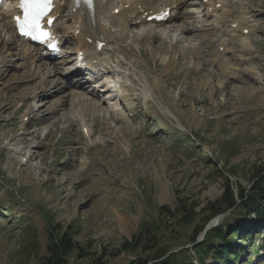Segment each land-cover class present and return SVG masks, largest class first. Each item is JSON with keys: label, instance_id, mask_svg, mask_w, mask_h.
<instances>
[{"label": "rangeland", "instance_id": "1", "mask_svg": "<svg viewBox=\"0 0 264 264\" xmlns=\"http://www.w3.org/2000/svg\"><path fill=\"white\" fill-rule=\"evenodd\" d=\"M183 1L171 24L132 26L136 38L122 43L133 47L127 63L160 83L158 99L147 101L126 65L114 64V71L103 64L98 71L110 92L93 90L96 83L78 88L80 76L71 75L78 71L76 53L65 41L64 58L53 62L62 76L26 79L19 44H10L13 36L0 19V264H41L52 228L72 237L76 251L67 264H130L126 259L162 249H186L194 260L195 230L228 182L236 199L252 191L264 171V0H226L228 13L216 8L218 18L206 16L196 0ZM243 12L248 35L232 31ZM188 25L194 31L182 33ZM222 41L228 44L220 47L223 59L243 81L230 83L213 63ZM33 65L32 72L42 68L36 60ZM71 91L84 98L81 106ZM91 102L99 109L87 108ZM83 126L94 127L91 138ZM240 212L219 215L229 236L234 228L226 225L240 221ZM147 229L156 238L143 236L136 249L123 251ZM246 229L236 264H264V224Z\"/></svg>", "mask_w": 264, "mask_h": 264}, {"label": "bare ground", "instance_id": "2", "mask_svg": "<svg viewBox=\"0 0 264 264\" xmlns=\"http://www.w3.org/2000/svg\"><path fill=\"white\" fill-rule=\"evenodd\" d=\"M11 1L15 2V0ZM212 1L214 2V6L211 5L213 3ZM93 3V11L85 2H82L81 4L77 5L74 0H57L56 3L54 15H58V18L53 26V30L54 35L58 36L60 42V51L62 52L63 50L62 47L64 45V41L65 43H72L76 53L75 58L77 63H79V60L83 58L81 62L87 65L88 71H90L91 73L94 72L93 74L85 73L81 75L79 71H77L72 72L71 75L86 77L85 79L91 80L90 86L93 87L94 83H96L97 80V73L98 71H100V68L103 66V64H107L112 69H114V64L116 68L120 69L123 67V65H126L129 68V72H131L137 78L136 81L140 85L139 88L142 91L144 101H147L149 99L157 100L159 95L161 94V88L159 86L160 83L149 82V79L147 80L144 75H141L137 72L138 69L136 70V65L134 66V64L132 65L130 63H127V57H129L128 55L132 53L133 47L127 48L125 46H122V43H125L126 41L130 40L133 42L136 38L131 30L132 26H139L140 28L154 27L153 25L157 24V21H154V23L149 24L147 23V18L155 15L163 16V14L170 9L172 10L170 16L165 19V21L160 22L159 26L157 25L155 27H164L165 25L171 24L174 19H176V17H174L176 12H178V10L184 5V1L93 0ZM62 4H64V6H62ZM218 4H220V9L222 11L228 13V6L226 0H208V3L205 5V9L207 10L206 15L213 14L215 18H218L216 10V5ZM126 6L127 9L125 8ZM2 8L3 6L0 9V19L2 20V22L7 21L6 32H8L10 36L11 34L13 36V40L10 44H19L18 46L21 49H18L21 51L20 60L26 62L25 64L23 63L25 66L27 64L28 71L26 72V79L40 76L44 80L47 75L51 76V74H54V76L56 77L62 76L61 72L59 71V67L55 66L53 63L50 64V66H52L50 68L51 70L47 69L46 67L44 68V64L46 63H44L43 54H48V43L46 45H42L41 47H32L27 41H24L18 37L16 38L14 29L15 24L11 20H9L10 16L13 15V11L10 9L9 11L7 10V13H4ZM116 10H119V13L117 15H115ZM65 12H69V14H66ZM242 14L243 16H241L238 22L236 23V28L245 30L246 14ZM192 31H194V28L191 25H188L186 28H183L182 33H190ZM143 39H145V36L143 37ZM101 44H104V48L102 50H100ZM221 46L227 49L228 44L227 42L222 41V45H220L219 47ZM6 47H8L7 41L4 43V48ZM136 47H138V44H136ZM224 55V53L221 54L220 52H217V54L214 55V58L212 60L213 63H215L221 69V71L223 72L225 77L230 81V83L234 81H243L244 77L240 76V74H237L236 72L230 69L228 64L223 59ZM35 60L37 61L39 66L43 68V70H41L42 68H39L37 66L39 68V71L37 69L38 72L35 70V72H32L31 68L32 66H34L33 64ZM163 62L168 64L172 63L171 57H164ZM66 79L67 77H63L62 83H66L68 81ZM82 85L83 82L78 83V88H81ZM102 91H105V89H101L99 92ZM106 91L110 92L109 87H107ZM36 95L38 97V93H36ZM46 95L47 94H45L44 96ZM120 96V100L126 102L127 99L122 96V92ZM83 99L79 97V94H76L74 92L72 93V101L73 103H76L75 105L81 106L82 103L85 102ZM63 103L64 102H61V106H64ZM85 105L91 110L92 108L99 109L98 105L93 102ZM163 110L168 115L171 114L168 108L163 107ZM57 111L58 107H55L52 109L51 112L54 114ZM98 111L96 110V112ZM99 112H101V110ZM71 122L74 123V121L72 120ZM83 130L84 133L86 131L87 136L91 138V135L94 131V127L84 128Z\"/></svg>", "mask_w": 264, "mask_h": 264}, {"label": "trees", "instance_id": "3", "mask_svg": "<svg viewBox=\"0 0 264 264\" xmlns=\"http://www.w3.org/2000/svg\"><path fill=\"white\" fill-rule=\"evenodd\" d=\"M185 140L189 145L194 144L190 137H185ZM256 180L252 191L247 194L239 192L238 199L235 197L234 187L228 182L222 199L210 204L204 211L208 212L209 215L203 225L196 228L192 244L196 243L197 239L195 238L205 230L210 221L219 215L232 212L235 209H241V219L236 221V224L226 225L229 230L234 228L230 236L228 231L225 230L223 222L206 234L204 240L198 243L194 249L199 264H207L204 258L205 255L211 256L215 264H236V262L240 261L243 251L238 249L237 240L242 236L241 230L246 229L248 226L256 227L264 224V186H262L264 171L258 175ZM161 210L171 214L169 207H162ZM186 220L189 222L188 219ZM56 230L57 228L50 229L52 233L49 234L46 255L41 259V264H67V256L76 251L72 237L68 233L57 234ZM246 230L249 231V228ZM152 231L149 229L140 231L139 234L133 237L132 242L125 243L123 251L131 252L136 249L142 242L143 236L144 238H156V234ZM245 236H248V242L252 238V232L249 231ZM144 249V253L150 250L148 248ZM126 260L130 264H150L151 262H155L154 264H194V260L188 250L172 252L169 249H162L154 257H150L148 254L135 262Z\"/></svg>", "mask_w": 264, "mask_h": 264}, {"label": "snow or ice", "instance_id": "4", "mask_svg": "<svg viewBox=\"0 0 264 264\" xmlns=\"http://www.w3.org/2000/svg\"><path fill=\"white\" fill-rule=\"evenodd\" d=\"M50 0H21L24 10V19L17 18V24L23 35L31 36L33 39L46 37L48 34L42 31L41 19L46 15ZM51 23V21H49Z\"/></svg>", "mask_w": 264, "mask_h": 264}, {"label": "water", "instance_id": "5", "mask_svg": "<svg viewBox=\"0 0 264 264\" xmlns=\"http://www.w3.org/2000/svg\"><path fill=\"white\" fill-rule=\"evenodd\" d=\"M223 218V216H219L218 218H216L215 220H213L206 228L205 232L214 228L218 223L219 221ZM150 264H153V263H150Z\"/></svg>", "mask_w": 264, "mask_h": 264}]
</instances>
